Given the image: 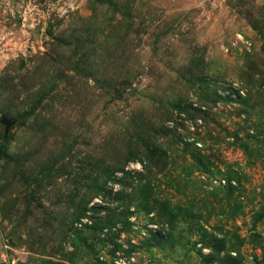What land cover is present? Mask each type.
<instances>
[{"label":"rangeland","instance_id":"374dc122","mask_svg":"<svg viewBox=\"0 0 264 264\" xmlns=\"http://www.w3.org/2000/svg\"><path fill=\"white\" fill-rule=\"evenodd\" d=\"M0 264H264V0H0Z\"/></svg>","mask_w":264,"mask_h":264},{"label":"water","instance_id":"95a60500","mask_svg":"<svg viewBox=\"0 0 264 264\" xmlns=\"http://www.w3.org/2000/svg\"><path fill=\"white\" fill-rule=\"evenodd\" d=\"M0 123L4 125V127H5V133H6L8 131V129H9V126H10L11 123L8 122V121H6L3 118L0 120Z\"/></svg>","mask_w":264,"mask_h":264}]
</instances>
